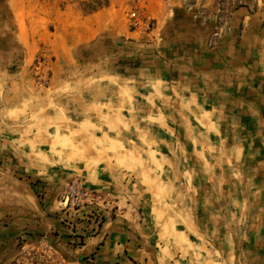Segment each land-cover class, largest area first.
<instances>
[{"label":"crops","instance_id":"obj_1","mask_svg":"<svg viewBox=\"0 0 264 264\" xmlns=\"http://www.w3.org/2000/svg\"><path fill=\"white\" fill-rule=\"evenodd\" d=\"M142 3L131 27V0H0V264H264V4ZM41 47L78 139L6 123Z\"/></svg>","mask_w":264,"mask_h":264},{"label":"rangeland","instance_id":"obj_2","mask_svg":"<svg viewBox=\"0 0 264 264\" xmlns=\"http://www.w3.org/2000/svg\"><path fill=\"white\" fill-rule=\"evenodd\" d=\"M75 1H79V5L85 11H93L107 2V0ZM191 1L199 2V10L206 15H211L217 23L226 21L229 10L236 6H246L250 10H255L257 5L264 4V0ZM205 3L207 5L203 6ZM143 8L142 0H131V7H129L127 13V19L131 27H135L145 20L146 16ZM133 20H136V24H133ZM54 58L46 47L37 50L36 54L30 59L29 80L26 83V88H24L21 104L10 106L6 110V116L9 118V122L6 123H11V129H15L17 133L21 134L23 143H33L37 138H44L47 130L57 134H54L55 139H53V142L55 143L59 142L58 136L65 139L69 137L78 139L79 133L90 131L87 122L67 118L73 114H67V110L63 108V100L65 99L66 108L69 105L70 109H73L72 107L78 103L79 84L76 80V82H71L63 89L62 82L60 80L59 82L55 81L52 69ZM93 84L92 79H87V93L92 90ZM48 138H54L53 134Z\"/></svg>","mask_w":264,"mask_h":264},{"label":"built area","instance_id":"obj_3","mask_svg":"<svg viewBox=\"0 0 264 264\" xmlns=\"http://www.w3.org/2000/svg\"><path fill=\"white\" fill-rule=\"evenodd\" d=\"M133 24H136V20H133ZM95 199H96L95 194L87 190L81 189L75 181L69 184L67 190L62 196V202H64L66 207L67 206L78 207L81 203L91 204L94 202ZM33 264H46V263L36 262Z\"/></svg>","mask_w":264,"mask_h":264}]
</instances>
